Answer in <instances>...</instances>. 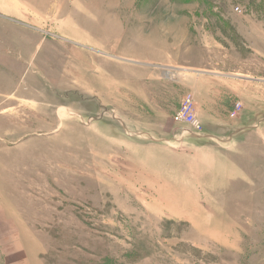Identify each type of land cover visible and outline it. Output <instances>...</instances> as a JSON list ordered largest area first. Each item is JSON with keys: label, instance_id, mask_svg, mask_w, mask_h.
Returning <instances> with one entry per match:
<instances>
[{"label": "rangeland", "instance_id": "1", "mask_svg": "<svg viewBox=\"0 0 264 264\" xmlns=\"http://www.w3.org/2000/svg\"><path fill=\"white\" fill-rule=\"evenodd\" d=\"M34 257L264 264V0H0V264Z\"/></svg>", "mask_w": 264, "mask_h": 264}, {"label": "built area", "instance_id": "2", "mask_svg": "<svg viewBox=\"0 0 264 264\" xmlns=\"http://www.w3.org/2000/svg\"><path fill=\"white\" fill-rule=\"evenodd\" d=\"M242 108V103L237 101L235 103V109L233 115L237 113L239 109ZM175 122H182L190 125L194 132L200 133L204 129V125L198 115V110L196 106V100L192 93L184 98L182 105L176 112L174 117Z\"/></svg>", "mask_w": 264, "mask_h": 264}, {"label": "crops", "instance_id": "3", "mask_svg": "<svg viewBox=\"0 0 264 264\" xmlns=\"http://www.w3.org/2000/svg\"><path fill=\"white\" fill-rule=\"evenodd\" d=\"M162 65H164L165 67H168V68H171V67L172 68H178V67L174 66L172 63L166 62V61ZM18 264H41V263H40V261L38 259H36L34 257V258L26 259L25 262L22 259H20Z\"/></svg>", "mask_w": 264, "mask_h": 264}]
</instances>
